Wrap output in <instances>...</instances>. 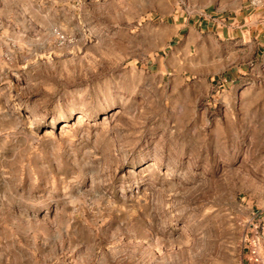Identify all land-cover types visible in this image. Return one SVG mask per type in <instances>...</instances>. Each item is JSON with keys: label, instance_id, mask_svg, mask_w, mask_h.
Wrapping results in <instances>:
<instances>
[{"label": "rangeland", "instance_id": "rangeland-1", "mask_svg": "<svg viewBox=\"0 0 264 264\" xmlns=\"http://www.w3.org/2000/svg\"><path fill=\"white\" fill-rule=\"evenodd\" d=\"M250 1L0 0V264L264 258V67L197 59Z\"/></svg>", "mask_w": 264, "mask_h": 264}, {"label": "crops", "instance_id": "crops-1", "mask_svg": "<svg viewBox=\"0 0 264 264\" xmlns=\"http://www.w3.org/2000/svg\"><path fill=\"white\" fill-rule=\"evenodd\" d=\"M263 14L264 10L252 6L250 1L234 14L218 17L212 14L203 18L201 24L214 31V36L199 35L202 36L198 43L201 51L197 59L203 76L234 83L246 75L248 66L259 62L264 67ZM188 50H191L190 45L184 53L186 62L191 57ZM263 262L264 258L261 264Z\"/></svg>", "mask_w": 264, "mask_h": 264}, {"label": "built area", "instance_id": "built-area-1", "mask_svg": "<svg viewBox=\"0 0 264 264\" xmlns=\"http://www.w3.org/2000/svg\"><path fill=\"white\" fill-rule=\"evenodd\" d=\"M251 5L257 8H260L262 10H264V0H252L251 1ZM264 15V14H263ZM214 82L216 83V85H218L220 88H224L229 84V80L227 79H220V80H214ZM262 234L261 237L264 239V217L262 219ZM249 264H261L263 257L262 255H260V253L257 251L256 248V241L253 240L250 243V247H249V255L247 258Z\"/></svg>", "mask_w": 264, "mask_h": 264}]
</instances>
